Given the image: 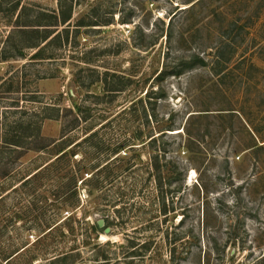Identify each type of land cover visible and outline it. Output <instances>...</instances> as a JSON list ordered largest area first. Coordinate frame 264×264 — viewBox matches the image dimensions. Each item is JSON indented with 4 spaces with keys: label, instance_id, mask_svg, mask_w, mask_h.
<instances>
[{
    "label": "rangeland",
    "instance_id": "rangeland-1",
    "mask_svg": "<svg viewBox=\"0 0 264 264\" xmlns=\"http://www.w3.org/2000/svg\"><path fill=\"white\" fill-rule=\"evenodd\" d=\"M68 252L264 264V0H0V264Z\"/></svg>",
    "mask_w": 264,
    "mask_h": 264
},
{
    "label": "trees",
    "instance_id": "trees-1",
    "mask_svg": "<svg viewBox=\"0 0 264 264\" xmlns=\"http://www.w3.org/2000/svg\"><path fill=\"white\" fill-rule=\"evenodd\" d=\"M71 17H72V14H71V12H69V13H64V11H63V14H62V19H61V22H62V24H65L66 22H68L70 19H71ZM21 30H23V29H25V28H20ZM44 33H43V35L41 36V39L39 40V41H36V42H32V43H30V44H28L27 46H30V47H38V46H40L41 45V42L42 41H46V40H48V42H52V40H54V39H56V38H59V39H62L61 38V34L60 33H56L55 35H53L54 34V30H51L50 28H45L44 29ZM65 31L66 32H68L69 31V28H65ZM53 35V36H52ZM69 40V37L67 36L66 38H65V42H67ZM47 44V43H46ZM45 44V45H46ZM46 48V46H42L39 50H37L35 53H34V56L35 57H41V55H42V51L44 50ZM196 64H206V61H205V59L204 58H202V57H200V56H198V55H196V56H194V58H191L190 59V61H189V63H188V66L189 67H192V66H194V65H196ZM45 108V107H44ZM53 114H49V115H44L43 117H44V119H46V118H52L53 116H52ZM10 140V141H9ZM8 141H6L7 143H9V144H14V145H17V146H24L23 145V139L22 138H20V139H18V138H14V139H9ZM74 145H76V144H74ZM70 151L68 150V149H66V147L65 146H62L61 148H59V150H58V152L56 153V160H54V161H52V162H50V163H48V164H46L44 167H47V166H49V165H52V164H55L57 161H59V160H61V158L62 157H64V156H66V155H69L70 153H69ZM72 152V151H71ZM71 155H72V153H71ZM42 170V169H41ZM40 170V171H41ZM80 170V169H79ZM40 171H38V172H40ZM35 175L37 174V173H34ZM33 174V175H34ZM32 175V176H33ZM93 178V176L91 175L90 177H86V178H82L83 179V182L84 181H87V180H89V182L91 181V179ZM164 180V177H163V175H162V170L161 169H158V186H159V188H163V186H164V184H165V182L163 181ZM203 185V184H202ZM204 186V185H203ZM73 188H74V190H73V195L74 196H78L79 195V189H78V184H77V177H76V174L74 175V185H73ZM206 188V187H205ZM161 200H162V205L160 206V208H162V209H164V211H165V213H166V211H167V208H166V197L164 196V195H162L161 196ZM104 219H105V225L104 226H100L99 225V223H98V218L94 221V223H91V227H92V229H93V231L94 232H96V233H100V232H102V231H105V228L107 227V226H109V225H111V222H109V219L107 218V217H104ZM181 220H183V219H181ZM133 246H135V245H133ZM172 253L171 254H173L174 255V253H175V251H176V247L174 246L172 249ZM73 256V254L70 252H68V253H66V254H64V255H61V256H59V257H56L55 258V260L57 261V262H59V264H70V263H72L73 261H72V259H71V261H70V258Z\"/></svg>",
    "mask_w": 264,
    "mask_h": 264
},
{
    "label": "water",
    "instance_id": "water-1",
    "mask_svg": "<svg viewBox=\"0 0 264 264\" xmlns=\"http://www.w3.org/2000/svg\"><path fill=\"white\" fill-rule=\"evenodd\" d=\"M98 223H99L100 226H104V225H105V219H104V218H100V219L98 220ZM111 231H112V227H111V226H107V227L105 228V232H106V233H110Z\"/></svg>",
    "mask_w": 264,
    "mask_h": 264
},
{
    "label": "bare ground",
    "instance_id": "bare-ground-1",
    "mask_svg": "<svg viewBox=\"0 0 264 264\" xmlns=\"http://www.w3.org/2000/svg\"><path fill=\"white\" fill-rule=\"evenodd\" d=\"M194 172H195V171H193V174H194ZM196 172H197V171H196ZM189 174H191V173H189ZM189 174H188V175H189ZM190 176H191V175H190ZM192 176H193V175H192ZM189 180H190V179H189ZM189 180H187V181H189Z\"/></svg>",
    "mask_w": 264,
    "mask_h": 264
}]
</instances>
